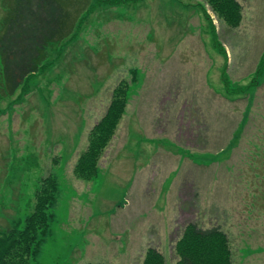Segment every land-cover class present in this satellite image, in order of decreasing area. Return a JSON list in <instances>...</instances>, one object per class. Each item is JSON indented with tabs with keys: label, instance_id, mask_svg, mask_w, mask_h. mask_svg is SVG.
Instances as JSON below:
<instances>
[{
	"label": "rangeland",
	"instance_id": "374dc122",
	"mask_svg": "<svg viewBox=\"0 0 264 264\" xmlns=\"http://www.w3.org/2000/svg\"><path fill=\"white\" fill-rule=\"evenodd\" d=\"M234 1L236 27L207 0H89L67 40L47 47L54 65L27 80L26 94L0 98V206L20 191L17 208H0L16 217L10 229L33 212L44 181L55 185L28 264H143L150 249L176 264L189 223L220 225L231 264H264V0ZM143 85L154 119L137 115L120 152L122 117ZM122 89L124 113L97 173L81 179L89 134ZM149 122L151 141L140 131Z\"/></svg>",
	"mask_w": 264,
	"mask_h": 264
},
{
	"label": "trees",
	"instance_id": "16d2710c",
	"mask_svg": "<svg viewBox=\"0 0 264 264\" xmlns=\"http://www.w3.org/2000/svg\"><path fill=\"white\" fill-rule=\"evenodd\" d=\"M207 2L231 26H238L240 7L234 0ZM88 3L89 0H8L0 37L1 100L7 96L11 99L17 92L19 96L26 94L27 80L48 68L42 64L47 47L67 40ZM261 71L259 68L258 73ZM127 99L128 90L113 94L106 114L89 134L88 147L75 169L77 177L91 179L96 175V163L114 135ZM54 199L55 185L46 180L36 196L33 212L19 227L1 230L0 264H28L37 255L47 233L46 211ZM174 249L176 264H231L226 236L218 227L203 229L189 223ZM143 264H162V258L150 249Z\"/></svg>",
	"mask_w": 264,
	"mask_h": 264
},
{
	"label": "crops",
	"instance_id": "0c3cea01",
	"mask_svg": "<svg viewBox=\"0 0 264 264\" xmlns=\"http://www.w3.org/2000/svg\"><path fill=\"white\" fill-rule=\"evenodd\" d=\"M133 53V56H137V52H139L138 50H135V51H131ZM48 56V53H47V50H45V56H44V60L42 62V64L44 65H47V67H51L54 65V62H52L51 60H49L47 58ZM79 62H77L76 60H74V65H78ZM41 64V65H42ZM149 88L145 85H143L142 89L145 90V93L146 95L144 97H140V98H135L131 101V103L128 105V107H126V112L125 114L123 115L122 119H123V122L127 121L129 123V126H128V129L127 131L125 132V134H121L118 142H116L114 148L116 147V145L118 144L119 146V151H124L127 144H128V138L130 136V133H129V128H130V124L133 120L136 119V116L137 115H140V114H143L145 111L149 114V117L148 119L151 120L152 116H154V106L156 104V100H155V94L154 93H151L146 91V89ZM235 107H231V112L235 111ZM154 118H152V121H153ZM237 129L234 128L231 132H230V136L233 135L235 133V130ZM250 129V127L248 128V130ZM142 132V135L143 137L145 138H148L147 140L148 141H151L153 140V138L151 137V134H152V125H151V122H149L148 124L144 125V126H141V130ZM155 136V135H154ZM115 142V141H114ZM113 142V143H114ZM213 146H212V150H215V151H218V150H221L223 148V145H221L220 141L217 140L216 137L213 138V142H212ZM114 145V144H113ZM221 145V146H219ZM61 147V143L59 144V149ZM25 194V191L23 192V195ZM20 196V191L19 193L17 192V196L15 198H13L11 200V203L9 205V207H7V203L5 202H2V206H0V208H3L4 210L7 209V208H17L14 206V203H16L17 201H19V197ZM2 199L5 200L6 199V196L2 195ZM29 210V208H28ZM4 212V211H3ZM16 212V211H15ZM13 216V215H12ZM9 217V216H5L3 215L2 213H0V219H3L6 223H7V226L5 227H1L0 228V232L1 230H6L8 228H10V225L12 224L13 222V219L16 218V217ZM212 227H218V228H221L220 225L218 226H211V227H208V228H203V229H209V228H212Z\"/></svg>",
	"mask_w": 264,
	"mask_h": 264
}]
</instances>
